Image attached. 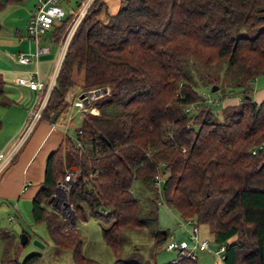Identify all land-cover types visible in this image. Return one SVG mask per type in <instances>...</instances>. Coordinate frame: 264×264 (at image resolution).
<instances>
[{
	"label": "trees",
	"instance_id": "1",
	"mask_svg": "<svg viewBox=\"0 0 264 264\" xmlns=\"http://www.w3.org/2000/svg\"><path fill=\"white\" fill-rule=\"evenodd\" d=\"M20 1L0 0V8ZM83 2L52 24L60 49ZM105 8L106 0H92L77 22L42 119L65 111L72 88L109 90L92 101L97 112L84 113L73 136L65 134L46 156L32 196L33 220L45 222L51 241L70 249L75 264H98L82 253L79 229H68L69 221L47 203L66 166L74 165L79 174L69 200L75 221L91 216L100 223L113 264H139L118 256L125 228L143 229L154 220L155 253L167 239L169 230L157 227L161 201L225 244L223 264H264V99L252 97L253 80L264 74V0H120L103 21ZM241 27L250 35L235 36ZM193 59L225 62L230 82L221 97L237 94L239 100L224 106L221 120L207 93L195 87ZM202 77L218 89L219 75ZM135 179L154 190L145 215L132 189ZM39 256L18 260L3 253L0 264H30ZM160 264L198 262L177 252Z\"/></svg>",
	"mask_w": 264,
	"mask_h": 264
},
{
	"label": "rangeland",
	"instance_id": "2",
	"mask_svg": "<svg viewBox=\"0 0 264 264\" xmlns=\"http://www.w3.org/2000/svg\"><path fill=\"white\" fill-rule=\"evenodd\" d=\"M79 1L86 0H60L59 4L63 10V14L61 16H64L65 13H68L70 9H76L78 7ZM21 4L23 5V3ZM119 5L120 0H106V8L99 15V18L105 21L109 14L117 11ZM19 17L21 18L22 15L19 14ZM0 20H2V22H4L5 24L7 20H9V17H7L6 15L2 16L0 11ZM76 25L77 23L74 24L73 21V23L70 25V28L68 29L67 35L72 34V31L74 30ZM243 33L250 35V33L246 31L245 27H241L233 31V34L235 36ZM192 62L190 63L189 69L192 72L195 87L198 90L203 91V93H207L210 99L218 101V103H212V109L215 113L216 118L218 120H221L223 118L224 108L221 93L222 90L229 88L227 84H229L230 82V77L225 72V62L221 61L213 65H206L198 60H194V63ZM203 73H206L209 76H220L218 89H211L212 86L205 80V78L202 77ZM254 82L255 81L253 80L252 85H254ZM95 88L96 87H94L93 89ZM107 89L109 90L108 87ZM236 96L239 95L236 94ZM74 97H76V94L74 88H72L67 94V99L71 102ZM95 99L90 100V103H86L85 110H82L80 108L83 111V114L86 112L96 113L95 109L92 108L94 106L91 105L92 101H94ZM0 109H2L1 106ZM69 111H71L70 107L67 108V115ZM13 112L14 115L17 113L15 111ZM24 117L26 118V116ZM70 117L71 118L68 119V121L67 119H65L61 124L59 120L56 121V126H58L60 129L67 128L65 133H63L62 138L65 136V134L73 136L75 128L81 122L82 115L77 111H73ZM65 122L66 124H64ZM12 125L13 120L5 121L0 132V137L2 136V131L3 133L6 132V130L10 129ZM59 125H62L63 128ZM70 167H74V165L69 167L66 166L65 173ZM63 178H60L59 181H62ZM70 187L71 184L68 191H65L64 193H62L61 189L57 188V190L54 191L55 195L52 199V202L58 207L60 206L59 208L63 210L64 215L62 217L69 221L68 229H79L82 239V253L87 257L95 259L98 264H113L115 255L101 235L100 223L91 216H89L84 221H75L73 208L69 200ZM34 188L35 184L29 186V189L31 190H33ZM27 189H25L24 193L20 196L12 198H0V257L4 253L5 256L23 260L31 253H38L40 254L39 258L35 262H32L30 264H75L71 257L70 249L60 248L51 241L45 222H35L33 220L31 213V202L33 194L32 192H29V189ZM132 189L142 206V215H145L148 208L154 206L151 202L155 196L154 190L138 179H135ZM66 203H69L68 207H66ZM155 206L157 207V227L159 229H168L170 233L173 232L176 235L179 233L183 234V227L180 228L177 224L179 218L178 213L174 209L169 208L162 201L157 202ZM154 228V220H150V223L147 224L143 229L135 230L129 227L125 228V238L119 250L118 256L127 260H136L139 264H152L153 261H156L157 264H160L173 260L176 256L177 250H167L164 247V242L155 253L152 247V236ZM23 233H26L29 236L24 244L21 243V235ZM199 236H205L209 239V245L211 249H214L218 246V244L209 234L207 226L204 224L199 225ZM34 239L39 240L42 245L35 243ZM135 246L137 247L136 249ZM216 260L220 261L213 254V252H207V250H205L204 253L199 254L197 262L198 264H214Z\"/></svg>",
	"mask_w": 264,
	"mask_h": 264
},
{
	"label": "crops",
	"instance_id": "3",
	"mask_svg": "<svg viewBox=\"0 0 264 264\" xmlns=\"http://www.w3.org/2000/svg\"><path fill=\"white\" fill-rule=\"evenodd\" d=\"M35 6L36 0H23L8 3L0 8L1 15L9 17L5 24L0 20V76L3 79V90L0 94V106L2 107L0 109V132L5 121L13 120L10 129L1 133L0 151L4 153H9L22 135L25 127L24 116H26L28 107L37 104V91L25 85H19L16 83V78L31 76L48 81L60 53V47L51 39L53 26L40 33L37 41L28 35L26 22L35 11ZM19 14L22 15L21 18ZM20 53L28 54L30 59L26 63H21L18 60ZM77 80H80V77ZM254 81L252 97L259 102L264 99V74L256 76ZM74 90L76 97L71 102L69 101L67 108L70 107L71 111L73 109L74 112L77 111L83 115L76 101L85 90L81 88H74ZM238 100L239 96L231 94L223 98V104L224 106L235 104ZM67 108L59 115L56 112L60 124L65 119L68 121L71 118L73 111H69L67 115ZM92 108L97 112L95 107ZM13 111L17 113L14 115ZM56 121L40 119L29 132L21 147L17 149L15 158L0 172V198L20 196L32 184H35V188L29 189V192L34 195L43 178L46 156L57 147L67 129L59 125L63 128L60 129L56 126ZM204 252L205 250L196 252L197 260L199 254ZM214 264H223V262L216 260Z\"/></svg>",
	"mask_w": 264,
	"mask_h": 264
},
{
	"label": "built area",
	"instance_id": "4",
	"mask_svg": "<svg viewBox=\"0 0 264 264\" xmlns=\"http://www.w3.org/2000/svg\"><path fill=\"white\" fill-rule=\"evenodd\" d=\"M92 0H86L80 6L77 16L74 20V24H76L79 19L83 16L84 12L86 11L87 7L89 6ZM60 0H36L35 11L32 15L28 18L26 22V31L28 35L37 41L38 36L44 30L49 29L52 24L63 14V10L59 4ZM72 12V10H70ZM70 34L67 35L65 39V43L60 49V53L55 65V68L52 72V75L48 81L42 80L39 77H25L19 76L16 78V83L19 85H25L31 89L37 91V104L31 107H28L26 111V118H25V127L22 135L19 137L14 148L9 153H4L0 151V172L8 165L11 161L13 155L16 153L17 149L20 145L24 142L25 138L35 126V124L42 119V109L46 103L50 90L54 84L58 68L64 54V50L66 44L69 40ZM69 36V37H68ZM30 59L29 55L26 53H20L18 55V60L21 63H26ZM96 89V88H95ZM93 88L83 91L80 94L79 99L76 101V105H78L82 110H85L86 103L90 102V100L97 98L95 96ZM101 96V95H99ZM210 102L218 103V101L214 99L207 98ZM75 144L78 146L80 151H84L83 143L75 138ZM254 152L255 149H252ZM79 174V167L74 166L70 167L64 175L62 181L57 183L58 188L62 190V193L65 191L67 192L69 189L70 184L75 181ZM156 182L155 184L159 185V175H156ZM11 218V217H10ZM178 227L182 228L183 234H174L173 232L169 234L167 239L164 241V247L167 250H177V252L189 255L193 258L196 257V252L200 250H207L213 252V254L218 258V260L222 261L224 257V248L225 244H219L214 249L210 248L209 239L206 237L199 236V225L191 218L181 219L178 218L177 221Z\"/></svg>",
	"mask_w": 264,
	"mask_h": 264
},
{
	"label": "water",
	"instance_id": "5",
	"mask_svg": "<svg viewBox=\"0 0 264 264\" xmlns=\"http://www.w3.org/2000/svg\"><path fill=\"white\" fill-rule=\"evenodd\" d=\"M211 89L212 90H216L217 89V85H213ZM107 92H108L107 86H101V87L96 88L94 90L95 96L103 95V94H105ZM56 114H57L56 112L52 114V116L50 118L51 121H53L55 119ZM57 188H58V185H56L55 191L57 190ZM54 195H55V192L47 199V203L50 204L52 207H54L57 211H59L61 213V215L63 216L64 213H63V210L61 208H59L60 206L58 207L57 205H55L52 202V199H53ZM68 205H69V203H66V207H68ZM27 239H28V235L26 233H23L21 235V243L24 244L27 241ZM34 242L39 244V245H42V243L39 240H37V239H34Z\"/></svg>",
	"mask_w": 264,
	"mask_h": 264
}]
</instances>
